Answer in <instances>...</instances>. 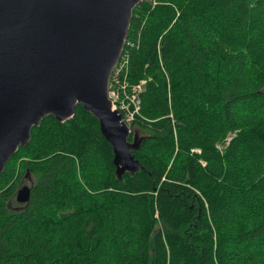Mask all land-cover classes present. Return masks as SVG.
Here are the masks:
<instances>
[{"label": "trees", "instance_id": "16d2710c", "mask_svg": "<svg viewBox=\"0 0 264 264\" xmlns=\"http://www.w3.org/2000/svg\"><path fill=\"white\" fill-rule=\"evenodd\" d=\"M127 42L144 168L83 104L46 115L0 173V264H264V0H143Z\"/></svg>", "mask_w": 264, "mask_h": 264}, {"label": "water", "instance_id": "95a60500", "mask_svg": "<svg viewBox=\"0 0 264 264\" xmlns=\"http://www.w3.org/2000/svg\"><path fill=\"white\" fill-rule=\"evenodd\" d=\"M141 0H0V173L33 126L53 114L74 116L78 103L100 122L121 177L144 168L132 150L142 138L112 108L108 80ZM32 185L18 188L27 204Z\"/></svg>", "mask_w": 264, "mask_h": 264}, {"label": "built area", "instance_id": "2783aa9c", "mask_svg": "<svg viewBox=\"0 0 264 264\" xmlns=\"http://www.w3.org/2000/svg\"><path fill=\"white\" fill-rule=\"evenodd\" d=\"M149 1L153 5L156 4V0ZM126 43H128L127 39ZM128 70L129 55L127 52H124L123 48L108 80V96L112 102V108L122 114V121L126 122L130 129H132L131 127L134 122L140 118H144L141 112V93L144 91L148 80L141 79L137 83H131L128 80ZM232 137L233 135L228 137V142ZM196 150L200 151L199 149Z\"/></svg>", "mask_w": 264, "mask_h": 264}, {"label": "rangeland", "instance_id": "374dc122", "mask_svg": "<svg viewBox=\"0 0 264 264\" xmlns=\"http://www.w3.org/2000/svg\"><path fill=\"white\" fill-rule=\"evenodd\" d=\"M131 128H132L131 131H132V130H135V131H136L135 126H132ZM137 132H139V131H137ZM139 133H140V135L142 134L141 131H140ZM24 184L31 185V178L26 177V178L22 181V184L20 185V187H21L22 185H24ZM16 202H17L18 204H22V203L18 202L17 200H16ZM14 205H15V207H16L17 204L15 203Z\"/></svg>", "mask_w": 264, "mask_h": 264}, {"label": "flooded vegetation", "instance_id": "af4514ba", "mask_svg": "<svg viewBox=\"0 0 264 264\" xmlns=\"http://www.w3.org/2000/svg\"><path fill=\"white\" fill-rule=\"evenodd\" d=\"M22 184V183H21ZM12 204H13V202H12ZM19 207H21L20 205L18 206V205H16V208H19Z\"/></svg>", "mask_w": 264, "mask_h": 264}, {"label": "bare ground", "instance_id": "6f19581e", "mask_svg": "<svg viewBox=\"0 0 264 264\" xmlns=\"http://www.w3.org/2000/svg\"><path fill=\"white\" fill-rule=\"evenodd\" d=\"M20 187V186H19Z\"/></svg>", "mask_w": 264, "mask_h": 264}]
</instances>
